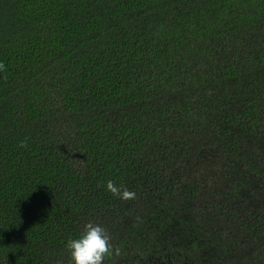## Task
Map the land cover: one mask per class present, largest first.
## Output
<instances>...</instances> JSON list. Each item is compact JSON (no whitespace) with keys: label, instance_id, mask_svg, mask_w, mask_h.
I'll return each instance as SVG.
<instances>
[{"label":"trees","instance_id":"trees-1","mask_svg":"<svg viewBox=\"0 0 264 264\" xmlns=\"http://www.w3.org/2000/svg\"><path fill=\"white\" fill-rule=\"evenodd\" d=\"M0 62V264H264V0H0Z\"/></svg>","mask_w":264,"mask_h":264},{"label":"clouds","instance_id":"clouds-1","mask_svg":"<svg viewBox=\"0 0 264 264\" xmlns=\"http://www.w3.org/2000/svg\"><path fill=\"white\" fill-rule=\"evenodd\" d=\"M5 71V65L0 62V72ZM20 147H26L21 142ZM106 189L114 197L121 200H134L136 193L117 186L113 181L106 182ZM71 264H103L105 257L112 251L111 237L106 229L98 223L88 221L82 231L65 243Z\"/></svg>","mask_w":264,"mask_h":264},{"label":"flooded vegetation","instance_id":"flooded-vegetation-1","mask_svg":"<svg viewBox=\"0 0 264 264\" xmlns=\"http://www.w3.org/2000/svg\"><path fill=\"white\" fill-rule=\"evenodd\" d=\"M223 175V172H220V174H219V176H222ZM250 198H252V196H250ZM233 199V198H232ZM253 199V198H252ZM244 200H247V199H244ZM240 201V199H239V197H237L234 201L233 200H231V205H234V204H236L237 202H239ZM248 201V200H247ZM249 210H251V208H249ZM245 215H247V214H245Z\"/></svg>","mask_w":264,"mask_h":264}]
</instances>
